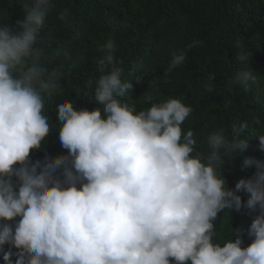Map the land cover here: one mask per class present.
Segmentation results:
<instances>
[{
	"label": "clouds",
	"instance_id": "clouds-1",
	"mask_svg": "<svg viewBox=\"0 0 264 264\" xmlns=\"http://www.w3.org/2000/svg\"><path fill=\"white\" fill-rule=\"evenodd\" d=\"M54 7V0H28L22 19L0 24L4 264H264V160L246 158L243 168L255 165L256 171L234 188L221 173L226 157L246 150L241 137L249 122L214 130L201 143L193 130L182 129L193 111L182 100L137 111L122 99L134 83L122 79L112 39L99 49L98 80L86 82L101 107L77 110L68 100L60 102L59 141L67 155L30 160L53 127L44 114V94L57 92L63 65L47 64L61 55L71 59L69 50H52L50 43L45 50L41 34ZM69 16L65 8L58 19L68 24ZM235 47L238 61L248 63L253 54L239 41ZM186 58L184 50L173 53L164 75ZM214 79L210 74L206 91L213 90ZM230 84L264 91V80L250 68L237 70ZM251 123L261 120L253 116ZM254 136L264 152V133ZM60 169L63 179L55 175ZM242 191L250 194L246 203ZM242 207L255 213L247 229L251 243L243 246L233 228L231 238L215 242L218 214Z\"/></svg>",
	"mask_w": 264,
	"mask_h": 264
},
{
	"label": "trees",
	"instance_id": "trees-1",
	"mask_svg": "<svg viewBox=\"0 0 264 264\" xmlns=\"http://www.w3.org/2000/svg\"><path fill=\"white\" fill-rule=\"evenodd\" d=\"M27 2L0 0V24L22 19ZM54 4L41 34L45 50L50 43L52 50H69L71 59L61 55L47 64L49 68L63 65L62 75L57 92L44 94V114L53 127L41 149L31 150V161L67 155L59 141L56 106L60 102L68 100L77 110L101 107L86 82L98 80V61L103 55L99 49L112 39L115 56L124 69L122 79L134 83L133 92L122 99L134 103L137 111L170 98L182 100L193 109L182 129L185 133L193 130L201 143L214 130L248 121L249 130L241 137L247 140L246 150L231 159L226 157L221 173L228 188L255 173V165L243 168V161L249 157L264 160L258 136H254L264 133V91L256 87L246 91L230 81L241 68H250L264 80V0H54ZM65 8L70 11L68 24L58 19ZM193 41L198 43L189 49ZM237 41L253 54L248 63L238 61ZM181 50L186 51L184 64L166 77L173 53ZM210 74H215V79L208 92L205 84ZM136 77L141 83L135 84ZM94 87L95 83L92 90ZM253 116L260 118L261 125L251 123ZM55 175L63 179V169ZM238 194L243 203L249 199L247 192ZM254 215L246 207L219 213L215 242L223 244L231 238L233 228L242 235L243 246L250 244L247 229ZM0 264H4L2 253Z\"/></svg>",
	"mask_w": 264,
	"mask_h": 264
}]
</instances>
